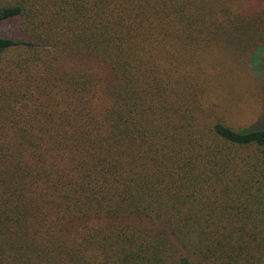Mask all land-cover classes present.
I'll return each instance as SVG.
<instances>
[{
    "label": "trees",
    "instance_id": "obj_1",
    "mask_svg": "<svg viewBox=\"0 0 264 264\" xmlns=\"http://www.w3.org/2000/svg\"><path fill=\"white\" fill-rule=\"evenodd\" d=\"M263 10L0 0V26L19 30L0 35V264H264V128L206 115L226 78L215 53L262 50ZM65 55L108 70L107 106L95 75L59 70Z\"/></svg>",
    "mask_w": 264,
    "mask_h": 264
},
{
    "label": "rangeland",
    "instance_id": "obj_2",
    "mask_svg": "<svg viewBox=\"0 0 264 264\" xmlns=\"http://www.w3.org/2000/svg\"><path fill=\"white\" fill-rule=\"evenodd\" d=\"M234 1L236 0H232V3ZM235 7L237 6H232L233 10H235ZM261 13L255 14L258 20H264V10ZM18 32L19 30L12 29L11 24L0 26V35L2 36H11ZM220 54L224 55H217L215 53L214 58L220 61L219 64L226 70V78L221 86L214 87L213 85L210 87L208 101L212 104V107L206 109L208 120L222 117L227 125L236 129H263L264 48L256 51L253 57H249L248 54L239 49L231 48L222 50ZM225 55L228 57H225ZM58 68L60 71L77 70L95 75L102 83V102L105 106L109 104L111 100V80L108 70L103 65L85 55H65L59 62ZM131 223L140 231L139 233L142 234V237L145 234L151 237V234H153L163 242L168 243L178 261L184 258V251L168 230L145 219L132 220ZM97 224L104 227L107 233L110 234V223L90 221L88 225L93 226ZM124 233L125 235H130L133 232L125 231ZM146 239L148 240V237Z\"/></svg>",
    "mask_w": 264,
    "mask_h": 264
}]
</instances>
